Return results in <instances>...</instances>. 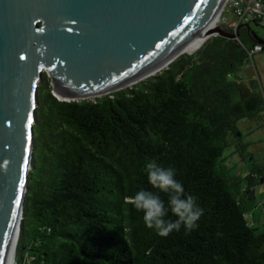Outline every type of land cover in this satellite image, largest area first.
Here are the masks:
<instances>
[{
    "label": "trees",
    "instance_id": "16d2710c",
    "mask_svg": "<svg viewBox=\"0 0 264 264\" xmlns=\"http://www.w3.org/2000/svg\"><path fill=\"white\" fill-rule=\"evenodd\" d=\"M239 33L211 36L133 86L93 99H58L44 72L16 264H264V221L251 219L264 164L253 161L243 175L222 162L225 148L247 147L241 120L264 126L263 85L247 72L264 37L252 27ZM152 160L173 167L197 198V229L161 237L145 225L134 194L168 201L148 182Z\"/></svg>",
    "mask_w": 264,
    "mask_h": 264
},
{
    "label": "water",
    "instance_id": "95a60500",
    "mask_svg": "<svg viewBox=\"0 0 264 264\" xmlns=\"http://www.w3.org/2000/svg\"><path fill=\"white\" fill-rule=\"evenodd\" d=\"M227 1L0 0V264L19 240L44 72L64 101L133 86L198 37H239L214 25Z\"/></svg>",
    "mask_w": 264,
    "mask_h": 264
},
{
    "label": "clouds",
    "instance_id": "9594fccd",
    "mask_svg": "<svg viewBox=\"0 0 264 264\" xmlns=\"http://www.w3.org/2000/svg\"><path fill=\"white\" fill-rule=\"evenodd\" d=\"M145 171L148 182L168 197L167 206L159 194L145 189L138 190L131 198L136 210L143 213L147 228L161 237H168L173 231L179 232L182 227L188 232L197 229L203 209L196 197L185 194L183 185L176 179V170L152 160L146 163ZM169 213L177 219H167Z\"/></svg>",
    "mask_w": 264,
    "mask_h": 264
},
{
    "label": "rangeland",
    "instance_id": "374dc122",
    "mask_svg": "<svg viewBox=\"0 0 264 264\" xmlns=\"http://www.w3.org/2000/svg\"><path fill=\"white\" fill-rule=\"evenodd\" d=\"M220 17L217 19L216 24L229 32L230 29L227 22L232 23L236 21V16L231 9H227L226 6L223 12H221ZM225 18H227V21ZM251 27L264 37V27L257 26L254 23H251ZM197 48L185 53H194ZM253 59V64L255 63L256 67L252 64V66L248 67L247 72L249 74H255L258 72V78L262 82L264 91V52L259 51L255 53ZM93 98L94 97L91 99ZM249 122V119H243L239 122V127L243 132V142L247 144L246 149L241 152L237 150L236 144H232L223 151L222 162L231 170V173H241L244 175L249 167H251L253 161L259 164H264V126H260L263 123L262 121L257 123L254 122V127L246 128L247 124H250ZM249 157H252L253 159L249 160ZM255 192L257 196V205H261L260 201L264 200V185L260 184L256 186Z\"/></svg>",
    "mask_w": 264,
    "mask_h": 264
},
{
    "label": "built area",
    "instance_id": "2783aa9c",
    "mask_svg": "<svg viewBox=\"0 0 264 264\" xmlns=\"http://www.w3.org/2000/svg\"><path fill=\"white\" fill-rule=\"evenodd\" d=\"M226 6L227 9H231L237 18V20L232 23L227 22L229 28H231L234 33L239 32L241 28L245 27L246 24H249L253 20L264 22V0H228ZM225 19L227 21V18ZM259 51H261V47L257 46L253 53L255 54Z\"/></svg>",
    "mask_w": 264,
    "mask_h": 264
},
{
    "label": "crops",
    "instance_id": "0c3cea01",
    "mask_svg": "<svg viewBox=\"0 0 264 264\" xmlns=\"http://www.w3.org/2000/svg\"><path fill=\"white\" fill-rule=\"evenodd\" d=\"M252 125L254 126L255 123H252ZM263 201L264 200L260 201L261 205H259V208L254 209V210L251 211V213H252L251 214L252 215L251 219H252V221L254 222V224L256 226H262L263 225V221H264ZM255 203H256V205L258 204L257 203V198H256V202Z\"/></svg>",
    "mask_w": 264,
    "mask_h": 264
},
{
    "label": "bare ground",
    "instance_id": "6f19581e",
    "mask_svg": "<svg viewBox=\"0 0 264 264\" xmlns=\"http://www.w3.org/2000/svg\"><path fill=\"white\" fill-rule=\"evenodd\" d=\"M218 19V18H217ZM217 19H216V21H215V23H214V25H217V26H219L218 24H216V22H217ZM220 19H221V17H220ZM201 38L200 37H198V38H196L184 51H182L183 53H185V52H189V51H192V50H194L195 48H197V47H200L201 46ZM16 249H17V243H16V246H15V250H14V260H13V262L11 263V264H15L16 263Z\"/></svg>",
    "mask_w": 264,
    "mask_h": 264
}]
</instances>
